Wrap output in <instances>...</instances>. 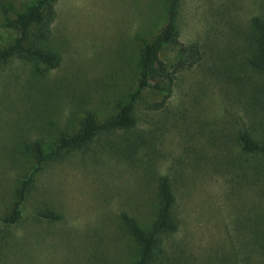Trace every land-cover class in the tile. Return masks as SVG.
Segmentation results:
<instances>
[{
  "label": "rangeland",
  "instance_id": "obj_1",
  "mask_svg": "<svg viewBox=\"0 0 264 264\" xmlns=\"http://www.w3.org/2000/svg\"><path fill=\"white\" fill-rule=\"evenodd\" d=\"M33 1L1 4L19 11ZM169 1L56 0L49 46L59 56L57 64L16 57L0 64V215L11 209L20 177L33 164V141L52 142L62 132L76 131L88 112L104 119L134 89L140 39L162 30ZM263 3L182 0L181 40L205 44L213 16L229 9L235 24L247 27L253 15H264ZM5 23L0 15V46L16 35ZM208 65L179 76L164 111L146 108L147 100H157L153 94L139 104V126L165 130L158 144L162 172L190 146H200L202 137L231 128L236 107L225 103ZM97 147L95 142L44 165L24 201L23 217L11 228L14 248L6 264H131L132 244L118 214L128 211L142 223L150 219L153 183L135 165L98 154ZM180 159L184 165L178 170L187 176L176 189L179 229L165 238V252L158 250L152 264H264V199L254 196L256 189L243 182L241 173L233 182L206 163L195 168L188 157Z\"/></svg>",
  "mask_w": 264,
  "mask_h": 264
},
{
  "label": "trees",
  "instance_id": "obj_2",
  "mask_svg": "<svg viewBox=\"0 0 264 264\" xmlns=\"http://www.w3.org/2000/svg\"><path fill=\"white\" fill-rule=\"evenodd\" d=\"M55 1L34 0L18 11L11 5L3 7L0 0L2 23L6 25L7 21L16 32L10 42L0 46V64L15 57L37 60L49 67L57 64L59 56L49 46L51 24L56 17ZM181 5L182 0H170L162 30L151 39H140L135 87L116 102L112 113L98 120L94 113L88 112L76 131L62 132L52 142L35 140L31 143L33 164L20 177L17 198L11 209L0 215V264H6L5 256L14 248L11 228L23 217L24 201L44 165L95 142H98V154L122 157L153 183L150 219L142 223L128 211L118 214L120 227L132 244L131 264H152L159 253L165 252V238L179 229L176 189L182 177L187 176L186 170H178L184 165L180 163L181 157H188L195 168L206 163L222 172L220 174L230 176L233 182L235 173H241L246 181L243 182L256 189L254 196L264 199V15H253L247 27H243L235 24L237 21L230 16L229 9L220 16L219 13L213 16L205 44L184 42L178 22ZM207 61L211 82L218 87L225 103L236 107L229 118L231 128H215V132L200 139V146H190L162 172L159 170V161L163 158L159 142L165 130L153 124L141 128L139 104L147 94H153L157 100H147L146 108L152 112L164 111L179 76ZM181 111V116H185V111ZM175 118L178 119L177 115ZM164 120L159 123L163 127L166 126ZM188 123L192 121L189 119ZM38 215L50 220L60 219L54 212Z\"/></svg>",
  "mask_w": 264,
  "mask_h": 264
}]
</instances>
